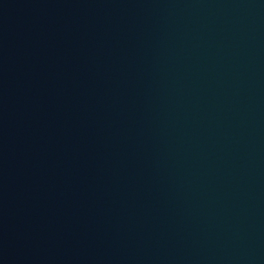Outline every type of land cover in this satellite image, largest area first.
I'll list each match as a JSON object with an SVG mask.
<instances>
[{"label": "water", "instance_id": "water-1", "mask_svg": "<svg viewBox=\"0 0 264 264\" xmlns=\"http://www.w3.org/2000/svg\"><path fill=\"white\" fill-rule=\"evenodd\" d=\"M0 264H264V0H0Z\"/></svg>", "mask_w": 264, "mask_h": 264}]
</instances>
